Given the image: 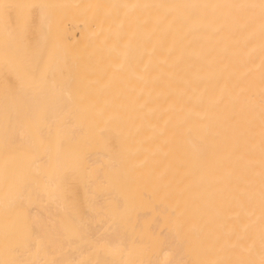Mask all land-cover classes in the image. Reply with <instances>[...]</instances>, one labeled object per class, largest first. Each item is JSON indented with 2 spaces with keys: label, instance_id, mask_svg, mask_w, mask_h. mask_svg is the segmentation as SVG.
Here are the masks:
<instances>
[{
  "label": "bare ground",
  "instance_id": "6f19581e",
  "mask_svg": "<svg viewBox=\"0 0 264 264\" xmlns=\"http://www.w3.org/2000/svg\"><path fill=\"white\" fill-rule=\"evenodd\" d=\"M0 264H264V0H0Z\"/></svg>",
  "mask_w": 264,
  "mask_h": 264
}]
</instances>
